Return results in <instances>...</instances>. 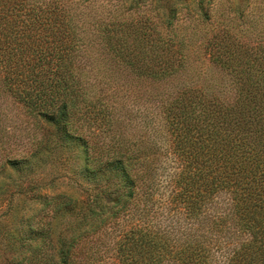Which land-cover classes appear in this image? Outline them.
<instances>
[{
    "label": "trees",
    "instance_id": "trees-1",
    "mask_svg": "<svg viewBox=\"0 0 264 264\" xmlns=\"http://www.w3.org/2000/svg\"><path fill=\"white\" fill-rule=\"evenodd\" d=\"M91 1L0 0V144H9L3 139L12 138L14 130L29 133V124L42 123L55 129L61 145L76 142L82 149L84 171L100 180L97 197L82 202L78 218L58 237L54 225L58 214L33 227L54 199L39 200L43 185L18 186L17 197H38L34 203L43 207L28 217L19 210L17 237L10 238L17 241V258L12 255L8 260L7 252V261L264 264V26L252 23L246 13L251 0H240L234 10L236 22L243 21V30L247 28L248 39L230 29L203 36L197 25H193L196 30L177 33L180 15L190 12L194 2L179 0L162 6L163 22L145 25L150 32L137 31L132 44L127 39L114 42L112 33L120 23L112 29L105 19L101 24L83 19ZM133 2L132 7L140 0ZM213 4L215 0H197L196 23L210 24ZM97 32L98 38L99 32L106 34L102 43L88 37L87 33ZM195 37L202 40L210 61L231 76L234 95H210L192 86L165 99L160 105V131L171 145L165 153L159 152L150 136L158 130L127 131L135 124L133 117L121 116L119 121L109 114L118 110L119 100L113 101L115 90L105 77L91 78L92 70L86 69L89 47L107 49L110 58L139 81L162 82L185 68L186 50ZM17 112L28 125H17ZM97 118L100 122H93ZM80 120H86L95 133L106 127L114 134L90 143L77 133ZM20 144L17 156L0 155V172L7 166L17 171L31 166L37 155L34 149L44 148L42 142L28 148ZM168 154L181 171L165 172L160 186L158 165L168 160ZM79 206L71 199L66 212ZM121 219H127L130 227L112 248L103 246L102 234Z\"/></svg>",
    "mask_w": 264,
    "mask_h": 264
},
{
    "label": "rangeland",
    "instance_id": "rangeland-1",
    "mask_svg": "<svg viewBox=\"0 0 264 264\" xmlns=\"http://www.w3.org/2000/svg\"><path fill=\"white\" fill-rule=\"evenodd\" d=\"M173 1L178 3L179 0H140L139 4L132 7L133 0H92L86 8L83 7L89 14L84 16L83 19L92 22L98 21L99 24L105 19V22L111 25L112 29L115 28V24L120 23V27H117L115 32L112 33V35L116 34L114 42L127 39L129 44H132L135 40L134 34L139 30H144L145 25H156L159 20V22H163L162 13L164 10L161 7H166ZM193 1L190 4V12L184 11L180 15V24H182L176 30L177 33L190 32L191 27L195 29L193 25H197V31L201 30L199 33L203 36L205 34L211 36L220 30L230 29L243 36L244 40L248 39L245 32L247 28L243 30V21L236 22L234 18V10L240 4V0H215V4L212 5L213 18L210 24L196 23L200 17L195 11L197 0ZM74 6H77L76 2ZM246 11L254 19L252 23L257 22L255 25L264 26V0H251ZM162 27L163 24L159 25V30L162 31ZM183 27L184 30H181ZM145 30H147V33L150 32V28ZM87 34L89 38L98 40L99 43H102L104 37H106V34H102V32H99L100 38H98V32ZM194 39L195 43H189L186 50L189 57L185 68L172 79L162 82L139 81L122 70L119 67L120 65L110 58L109 54L111 52L109 53L107 49L105 50L101 45L95 46L93 44V47H89L90 50L87 56L90 57L88 58L90 63H88L86 69L92 70L91 78L96 76L97 80L98 77H105L106 81H110L115 90L113 101L119 100L117 103L119 111H109V114L113 113L112 116L117 117L119 121L121 116L124 118L133 117L135 124L127 131L146 134L145 131L147 130L148 133L158 130L155 135L150 136L155 139L154 147L159 152L165 153L171 145L166 133L163 131L162 134L160 131V124L163 123L160 105L166 101L165 99H172L171 95L176 96L183 89L192 86L201 87L210 95L224 97L227 94L231 98L234 95L231 76L210 61L206 49L201 46L202 40L197 41L196 37ZM96 83L98 85L97 81ZM122 99L127 102H123ZM96 121L100 122V119L97 118L93 122ZM16 123L21 125L20 127L28 125V123H23L18 118V112ZM32 124L28 125L29 130L32 127L29 133L25 131L18 134L14 130L12 138L6 137L3 139L9 144L4 146L0 144V155L11 153L10 155L15 154L17 156V145H21L22 142H24V145L28 142L25 145L27 148L31 143L33 145L36 143L34 147L40 145L41 142L44 143V148L39 146L40 148L36 147L32 152L37 153V155L33 158L31 166H25L21 171L7 166L0 172V186L4 184L2 189L0 188V264H13V262L7 261V252L10 253L8 260L13 257L17 258V241H11L14 239L10 240V238L17 237L18 219H20L17 218V213L19 210H24L21 213H26V217H28L43 207V204L34 203L38 200V197L34 200L31 196L18 195L17 197L18 186L23 185L27 189L32 184L43 185L44 188L39 194L42 197L39 200H42L43 203L45 198L54 199V202L50 204L46 211L38 214L33 227H37L39 221L48 220L49 217L47 216L53 215V213L58 214L57 219H54L56 237L65 232L67 225L78 218L76 215L82 209V202L89 197H92V199L97 197L98 184L96 183H99L100 180L84 171L86 164L82 159L83 153L79 145L76 142H67L61 145L55 129L46 127L42 123L35 125V127ZM89 125L86 120H80L77 133L88 139L90 143H93L96 137L104 138V136L110 137L114 134L113 129L107 130L106 127L95 133ZM71 130H74V128ZM11 150L14 151L10 152ZM91 155L97 156V153L92 151ZM168 157L167 161L164 159V163L158 165L156 179L160 180V186L163 185L165 172L166 175H172L180 170L174 156L168 154ZM2 191L5 192L2 193ZM11 194H15L13 199H11ZM159 195L161 194L156 193L155 198L160 199ZM166 195L168 197L169 193ZM71 199L78 201L80 206L73 211L66 212L67 203ZM11 204L12 208H10ZM24 221L26 223V220ZM25 227L28 229L30 227L29 223L28 225L26 223ZM129 227L130 223L127 222V219H121L119 224L109 226L102 234L103 246L107 245L112 248L117 239L120 238L122 231ZM22 230L24 229L22 228ZM216 254L217 256H215L218 257V253ZM112 261H114V258L110 260V262Z\"/></svg>",
    "mask_w": 264,
    "mask_h": 264
}]
</instances>
